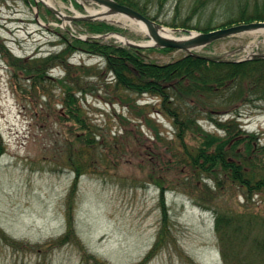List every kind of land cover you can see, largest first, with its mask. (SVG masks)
Listing matches in <instances>:
<instances>
[{
    "label": "rangeland",
    "instance_id": "rangeland-1",
    "mask_svg": "<svg viewBox=\"0 0 264 264\" xmlns=\"http://www.w3.org/2000/svg\"><path fill=\"white\" fill-rule=\"evenodd\" d=\"M51 1L64 18L46 14L45 5L39 9L23 0L0 2V40L14 57L27 61L61 51L64 44L57 33L90 36L75 24L76 20L67 18L88 16V7L98 8L100 4L91 0ZM193 1L167 0L159 6V0H140V4L151 17L156 16L155 22L172 28L167 25L179 24L190 16L192 26L208 20V10L191 12ZM110 25L121 28L124 33L99 35L103 43L123 45L119 35L124 36L145 50L140 54L147 61L164 64L188 54L179 49L149 51V36L132 30L127 24ZM192 52L235 61L261 56L264 55V34L253 32L225 37ZM69 62L104 67L101 58L81 53L73 54ZM63 74L59 69L50 72L56 78ZM108 76L104 75L103 79H109ZM19 82L25 85L27 81L21 78ZM12 87L9 69L0 57V145L4 150L0 158V229L15 241L40 247L22 251L6 245L0 238V264H84L82 252L74 242L57 248L47 244L66 231L65 199L74 177L67 152L70 148L76 154L80 146L71 134L70 125L59 120L63 113L59 90L54 89L49 98L33 95L22 99ZM83 97L79 101L81 108L85 118L101 131L99 140L115 142L117 138L123 143V147L119 146L123 150L118 154L102 151L95 165L97 174L80 177L74 233L88 254L108 264H137L158 238L161 228L159 191L148 181L150 166H145L141 158L145 157L146 148L163 146L152 137V127L156 125L164 141L172 139V127L156 113L151 114L152 124H144L129 116L125 107L107 102L101 92ZM152 101L143 97L137 103ZM240 112L242 128L257 134L264 143V112L250 106ZM200 123L205 130L214 131L208 123ZM125 126L129 130L127 136L123 133ZM166 175L171 180L180 178L175 171H168ZM165 202L170 219L162 244L148 264H223L212 212L203 211L187 193L176 189L167 190ZM231 205L242 211V198L234 196ZM250 206L263 214L260 199L253 200Z\"/></svg>",
    "mask_w": 264,
    "mask_h": 264
},
{
    "label": "trees",
    "instance_id": "trees-1",
    "mask_svg": "<svg viewBox=\"0 0 264 264\" xmlns=\"http://www.w3.org/2000/svg\"><path fill=\"white\" fill-rule=\"evenodd\" d=\"M7 1L16 0H0ZM23 1L39 9L42 7L34 0ZM115 1L156 20V16L151 17L140 0ZM166 1L159 0V6ZM73 4L83 11L79 4L74 1ZM205 10L209 13L204 23L192 26L190 16L179 24L172 22L167 26L208 32L241 23L264 21V0L193 1L192 13ZM45 12L52 15L47 9ZM75 24L91 35L124 33L121 28L103 21L77 20ZM57 35L64 44L61 51L27 61L14 57L0 40V57L9 69L10 82L17 96L22 99L33 95L49 98L52 91L58 89L63 112L59 120L64 125H70L71 134L80 144L76 154L70 148L67 152L68 165L74 174L65 199L67 228L63 235L49 240L47 244L57 248L72 241L81 250L84 264H108L85 251L75 236L73 220L80 177L97 174L95 165L102 151L118 154L123 150L120 148L123 143L117 138L115 142L102 143L99 140L101 134H98L100 130L84 116L79 102L81 98L101 92L107 102L125 107L129 116L144 124L149 125L151 114L156 113L172 127V139L164 141L156 125H153L152 137L162 142L163 146L160 149L146 148L145 157L141 158L145 166H150L148 181L159 191L161 228L158 238L137 264H148L162 244V235L170 219L165 202V193L169 189L187 193L196 206L212 212L223 264H264V212L260 214L258 208L250 206L255 199H260L264 205V143L257 134L246 132L240 123V110L245 106L264 112V58L237 62L187 54L158 64L147 61L140 54L145 51L142 49L103 43L92 38L82 40L70 37L66 32ZM148 50L168 52L172 49ZM76 53L101 58L103 69L70 63L69 58ZM54 69L62 71L63 76H51L50 72ZM104 75H109V79H103ZM21 78L27 81L25 85L20 84ZM143 97L153 101L138 104L137 101ZM201 121L213 126L214 131L205 130ZM123 133L126 136L129 134L126 126ZM3 153L0 145V158ZM168 171H175L180 178L171 180L166 175ZM234 196L242 198V211L231 205ZM0 238L6 245L14 249L19 247L22 251L40 247L15 241L1 229Z\"/></svg>",
    "mask_w": 264,
    "mask_h": 264
},
{
    "label": "water",
    "instance_id": "water-1",
    "mask_svg": "<svg viewBox=\"0 0 264 264\" xmlns=\"http://www.w3.org/2000/svg\"><path fill=\"white\" fill-rule=\"evenodd\" d=\"M35 1L41 2L43 5H45L47 9H49L58 18H64V16L61 13L57 12L54 8L48 6L43 0H35ZM91 1L96 2L97 4H104L105 6H107L111 11L112 16L119 18H127V19L131 18L146 24L151 30V36L153 37L154 40H156L155 44H148L149 47L173 48V49L185 50L188 51V53L191 55H196V54L188 50L189 47H194V48L202 47L225 37H232L246 33L264 31V21L241 23L225 28L214 29L209 32H198L195 35H193V32L188 30L174 29V31L176 32L182 31V32H188L190 34L189 36H187L185 40L177 41L175 39H168L159 36L154 29V25L158 27H160V25L150 20L149 18L145 17L138 11L130 8L129 6L119 4L115 0H91ZM67 19L107 21L105 19L94 18L91 16H76L74 18H67ZM125 45L135 48H141L140 46L133 44H125Z\"/></svg>",
    "mask_w": 264,
    "mask_h": 264
},
{
    "label": "bare ground",
    "instance_id": "bare-ground-1",
    "mask_svg": "<svg viewBox=\"0 0 264 264\" xmlns=\"http://www.w3.org/2000/svg\"><path fill=\"white\" fill-rule=\"evenodd\" d=\"M48 6L54 8L53 3L51 0H43ZM88 16L94 17V18H100V19H105L109 22L116 23V24H127L132 30L143 33L147 36H150L151 40L148 42V44H155L156 40L153 39L151 36V30L150 28L144 24L141 21L134 20V19H127V18H119L112 16V13L110 9L105 6L104 4H100L98 8H92L88 7ZM154 29L156 33L163 37V38H168V39H175L177 41L185 40L187 37H183V35L178 34L176 31H174L172 28L164 27V26H155ZM264 34V31L261 32ZM196 33H193L195 35ZM119 39L123 41L124 43L127 44H133L135 45L136 43L134 41H131L127 39L124 36L119 35ZM194 47H189L188 50H192Z\"/></svg>",
    "mask_w": 264,
    "mask_h": 264
}]
</instances>
